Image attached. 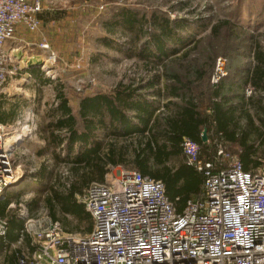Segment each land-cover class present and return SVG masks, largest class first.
<instances>
[{"label": "trees", "instance_id": "obj_1", "mask_svg": "<svg viewBox=\"0 0 264 264\" xmlns=\"http://www.w3.org/2000/svg\"><path fill=\"white\" fill-rule=\"evenodd\" d=\"M122 16L125 30L135 31L140 38L146 36L144 18L138 19L131 11L123 12ZM44 17L42 14L41 19ZM153 20L155 31L137 53L146 64H153L155 71L162 72L152 75L147 83L130 80L126 85L119 83L109 94L86 97L81 100L77 114L63 87H58L56 97L60 104L51 116L53 123L46 130L49 138L44 139L53 149V163L42 164L36 175L38 182H51L45 183L41 194L44 206L48 216L59 222L67 234L85 236L93 231L94 219L83 202L84 192L94 183H105L106 176L119 167L162 182L168 198L181 213L187 202L201 197L205 183L204 175L186 163L183 150L186 141L199 145L200 158L205 162L215 163L219 150L224 148L240 158L245 171L264 168V42L261 36L256 32L246 34L251 27L240 30L244 37L227 45L226 53L233 62L234 54L245 56L250 51L251 63L243 71H231L228 78L214 85L211 77L216 56L201 68L187 65L189 53L193 51L190 46L200 44L201 34L195 38L189 33V38L181 37V23L170 18L154 17ZM219 25L212 26L213 36H217ZM130 51L136 53L134 47ZM248 86L253 92L251 96L246 95ZM8 122L0 115V123ZM205 131L207 142L203 141ZM76 144H79L78 150H75ZM64 151L66 157L62 159ZM44 152L41 150L37 156H43ZM62 167L67 170L64 181L68 183L56 185L60 177L57 178L56 169ZM15 200L9 197L0 201V219L10 218V206L18 205ZM9 224L7 241L10 243L19 238L24 221L11 218ZM3 240L0 237V250L5 245ZM20 255V250L14 251L5 260L6 264H18Z\"/></svg>", "mask_w": 264, "mask_h": 264}, {"label": "built area", "instance_id": "obj_2", "mask_svg": "<svg viewBox=\"0 0 264 264\" xmlns=\"http://www.w3.org/2000/svg\"><path fill=\"white\" fill-rule=\"evenodd\" d=\"M53 2L0 0V92L18 72L7 45L20 30L36 34ZM224 66L220 59L214 85L227 76ZM246 94H253L249 86ZM9 135L0 124V201L27 177L13 158L20 144L8 145ZM183 150L186 163L204 175L205 183L201 197L187 202L181 213L162 182L138 172L112 178L109 173L108 182L84 192L94 219L88 235L67 234L48 214L35 216L20 206L24 229L14 245L21 251L18 264H264V168L247 172L224 148L215 163L200 158L195 142L186 141ZM9 230V220L0 219V237L6 239Z\"/></svg>", "mask_w": 264, "mask_h": 264}, {"label": "rangeland", "instance_id": "obj_3", "mask_svg": "<svg viewBox=\"0 0 264 264\" xmlns=\"http://www.w3.org/2000/svg\"><path fill=\"white\" fill-rule=\"evenodd\" d=\"M48 7L50 10H46L44 15H49L42 20L40 30L33 34V40L25 45L26 49L17 53H12L9 47L6 49L16 70L25 66V57L41 62L33 75L15 72L5 90L0 92V115L10 121L0 124L11 135H21L22 141L25 140L13 158L15 165H21L27 177L24 176L7 192L5 199L14 197L18 201V205L10 206L9 222L11 218L22 222L20 206L35 216L40 212L47 214L41 194L45 185L51 182H38L36 174L53 152L44 139L49 138L46 130L53 123V111L60 104L56 97L59 85L77 114L81 100L86 97L109 94L119 83L126 85L130 80L147 83L152 75L162 72L155 71L152 68L154 65L146 64L137 53L143 50L155 31L154 17L170 18L181 23V37L189 38V33L195 38L201 34L200 44L190 46L193 51L189 53L187 65L201 68L216 56L212 84L220 59L225 61L224 71L227 74L221 81L230 73H238L250 65V51L245 56L234 54L233 62L226 53L227 45L239 42L236 41L238 37H244L240 30L251 27L246 34L256 32L264 42V0H54ZM130 11L136 13L138 19L147 21L143 28L146 36L140 38L135 31L123 28L122 13ZM217 23H220V28L217 36H213L211 28ZM225 23L235 26L232 28ZM257 25L258 28L254 29ZM132 42L136 53L130 51L133 49ZM44 45L47 49L43 48ZM51 56L55 57L54 61ZM176 63L180 64L179 61ZM173 66L171 68L174 69ZM49 80L52 83L48 84ZM11 135L7 136L8 144L12 140ZM75 147L78 150L79 144ZM45 148L46 154L37 156ZM66 151L62 159H65ZM56 153L59 154V149ZM66 171L65 167L56 169L57 178L60 176L56 185L59 182L68 183L64 181L68 177ZM131 171L119 167L110 172L112 175L109 178ZM107 176L105 182L109 180ZM17 241L9 243L7 238L3 240L5 245L0 250V264H6L5 260L16 250L14 245Z\"/></svg>", "mask_w": 264, "mask_h": 264}, {"label": "crops", "instance_id": "obj_4", "mask_svg": "<svg viewBox=\"0 0 264 264\" xmlns=\"http://www.w3.org/2000/svg\"><path fill=\"white\" fill-rule=\"evenodd\" d=\"M33 38H34V35L29 34V33H26L24 30H20L19 31V34L17 36V39L15 40V42H12L11 44H8L7 45V48L9 47V49H11V51L14 50L12 53H17L20 50H25L26 49L25 48V45H27V43H29V41H32ZM13 46H15V47H13ZM23 59H24L23 62H25L23 65H25V66H21L20 70H18V71H20L22 73L25 72L24 74H27V75L29 74V76H30V74L33 75L34 72H35V70L37 69V67L40 65L38 63H41V62L36 63V61L34 60V58L33 59H30V58H26L25 57ZM49 83H51V82H49ZM24 141L25 140L23 139V141L20 142V143H18V144H22V143H24ZM10 145H14V144H12L10 142ZM42 150L45 151L43 153L45 155L46 152H47V149L45 148V149H42ZM51 161H52V159L50 158V159H48L45 162V164L47 163V164L51 165L53 163V161L52 162Z\"/></svg>", "mask_w": 264, "mask_h": 264}, {"label": "bare ground", "instance_id": "obj_5", "mask_svg": "<svg viewBox=\"0 0 264 264\" xmlns=\"http://www.w3.org/2000/svg\"><path fill=\"white\" fill-rule=\"evenodd\" d=\"M19 142H22V137L21 136H17V137H15V139H12L11 140V143L12 144H17V143H19ZM9 145V144H8ZM18 183V181L16 182V184Z\"/></svg>", "mask_w": 264, "mask_h": 264}, {"label": "water", "instance_id": "obj_6", "mask_svg": "<svg viewBox=\"0 0 264 264\" xmlns=\"http://www.w3.org/2000/svg\"><path fill=\"white\" fill-rule=\"evenodd\" d=\"M203 141L207 142L208 141V136H207V132L205 131L203 134Z\"/></svg>", "mask_w": 264, "mask_h": 264}]
</instances>
